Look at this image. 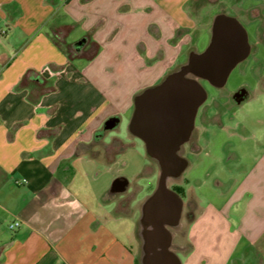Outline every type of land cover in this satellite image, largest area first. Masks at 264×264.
Instances as JSON below:
<instances>
[{"label": "crops", "instance_id": "obj_1", "mask_svg": "<svg viewBox=\"0 0 264 264\" xmlns=\"http://www.w3.org/2000/svg\"><path fill=\"white\" fill-rule=\"evenodd\" d=\"M217 2L0 0V264H264L263 134L236 123L239 161L254 158L213 197L172 188L174 225V203L141 195L144 141L119 128L135 96L195 51L197 12ZM202 143L193 131L183 155Z\"/></svg>", "mask_w": 264, "mask_h": 264}, {"label": "rangeland", "instance_id": "obj_2", "mask_svg": "<svg viewBox=\"0 0 264 264\" xmlns=\"http://www.w3.org/2000/svg\"><path fill=\"white\" fill-rule=\"evenodd\" d=\"M220 12L235 16L240 20L248 31L252 49L250 54L232 69L224 86L216 87L208 81L202 80L207 98L198 109L194 131L201 133L203 147L197 152L188 151L185 156L183 155L184 150L180 152L187 158L190 166L183 171L179 178H171L168 183L170 188H184L185 191L187 189L188 192L189 190L193 193L196 192L201 195L203 201L208 197H213L212 188L217 186L218 181L223 182L224 185L231 181L232 177L237 178L240 167L251 162L254 158L250 154L245 163L241 164L239 161L240 138L238 133L245 130L241 126L238 128L236 123L245 121L246 133L264 135V0H218L216 4L209 3L203 10L197 12L196 26L192 29L195 44L193 41L190 44V49L195 47L197 52L206 49L211 40L212 29L210 27L201 29V27L210 26L214 16ZM121 20L119 15H116V18H109V22L114 21L112 24L115 26L119 25ZM112 30L109 29V31ZM82 32V28L75 29L72 39L82 38ZM65 47L70 56L81 52L77 50L74 42L65 43ZM93 50L94 46H89L86 51L89 54ZM186 58L187 56L183 57L179 62H184ZM179 66L180 64L176 63L171 71ZM163 78L155 84L161 82ZM242 87L246 88L247 93L243 101L237 103L235 102L237 98L234 95ZM128 119L129 115L125 116L124 122L119 125L124 133L130 130L132 118ZM204 138L211 139L212 143L209 147ZM250 139L252 140V138ZM216 143L217 145H215ZM249 145L248 147H252V141ZM151 159L149 158L148 167L144 169L142 181L147 186L141 193L142 196L145 194L152 196L158 186L159 165L156 160ZM152 166L155 170L152 169ZM232 171L235 174L230 177ZM181 195L183 198L186 195L183 190H181Z\"/></svg>", "mask_w": 264, "mask_h": 264}, {"label": "water", "instance_id": "obj_3", "mask_svg": "<svg viewBox=\"0 0 264 264\" xmlns=\"http://www.w3.org/2000/svg\"><path fill=\"white\" fill-rule=\"evenodd\" d=\"M211 32L204 51H190L185 63L135 96L130 122V131L144 141L148 156L157 161L160 169L157 189L147 204L169 199L175 205V218L171 221L174 225L181 216L182 199L168 183L171 178H179L188 164L180 148L190 140L198 109L207 98L202 80L216 87L224 86L232 69L251 51L248 31L235 16L216 14ZM119 121V117L112 116L104 128L114 129ZM126 182L121 178L115 181L120 185ZM167 222L161 221L162 226Z\"/></svg>", "mask_w": 264, "mask_h": 264}, {"label": "flooded vegetation", "instance_id": "obj_4", "mask_svg": "<svg viewBox=\"0 0 264 264\" xmlns=\"http://www.w3.org/2000/svg\"><path fill=\"white\" fill-rule=\"evenodd\" d=\"M251 49H252V47H251ZM246 93H247V91H246V88L245 87H242V88H240L239 89V91L234 95L237 99H239V98H241V97H245L246 96ZM193 131H194V129H193ZM192 131V132H193ZM192 135V134H191ZM184 144L182 145V147L180 148V152L181 151H183L184 150Z\"/></svg>", "mask_w": 264, "mask_h": 264}, {"label": "built area", "instance_id": "obj_5", "mask_svg": "<svg viewBox=\"0 0 264 264\" xmlns=\"http://www.w3.org/2000/svg\"><path fill=\"white\" fill-rule=\"evenodd\" d=\"M19 225H20V221H19V220H16V221L11 222V223L9 224V227H10L11 229H14V228L18 227Z\"/></svg>", "mask_w": 264, "mask_h": 264}, {"label": "trees", "instance_id": "obj_6", "mask_svg": "<svg viewBox=\"0 0 264 264\" xmlns=\"http://www.w3.org/2000/svg\"><path fill=\"white\" fill-rule=\"evenodd\" d=\"M175 190H177V191H181V188L179 189V188H175Z\"/></svg>", "mask_w": 264, "mask_h": 264}]
</instances>
